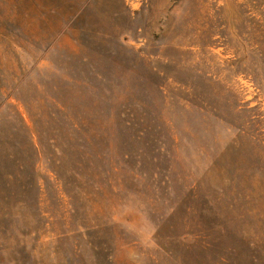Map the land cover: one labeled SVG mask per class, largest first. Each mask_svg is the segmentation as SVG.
Wrapping results in <instances>:
<instances>
[{"label": "rangeland", "instance_id": "rangeland-1", "mask_svg": "<svg viewBox=\"0 0 264 264\" xmlns=\"http://www.w3.org/2000/svg\"><path fill=\"white\" fill-rule=\"evenodd\" d=\"M0 264H264V0H0Z\"/></svg>", "mask_w": 264, "mask_h": 264}]
</instances>
